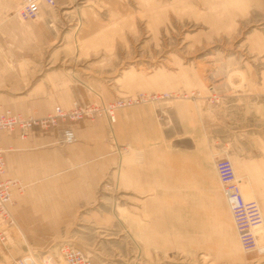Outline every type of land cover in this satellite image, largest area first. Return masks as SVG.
<instances>
[{"label":"rangeland","instance_id":"374dc122","mask_svg":"<svg viewBox=\"0 0 264 264\" xmlns=\"http://www.w3.org/2000/svg\"><path fill=\"white\" fill-rule=\"evenodd\" d=\"M56 2L44 4L37 19L22 20L20 0H0V108L40 117L74 101L105 107L129 95L195 92L200 96L119 109L192 104L200 134L176 139L171 125L162 130V150L144 153L128 144L118 148L106 114L72 122L104 129L103 164L61 170L60 183L34 184L36 193L74 199L73 213L53 216L58 229L24 230L14 215L13 224L2 222L0 264H67L66 244L84 248L94 264H264V253L221 249L207 231L209 221L225 217L226 198L213 175L216 158L230 157L237 174L245 173L238 136L226 143L224 135L258 126L263 110L232 94L264 83V0ZM210 87L220 93L218 101H210ZM229 104L235 108L225 114ZM66 126L35 128L61 132ZM259 196L264 212V191ZM258 242L264 246V229Z\"/></svg>","mask_w":264,"mask_h":264},{"label":"crops","instance_id":"0c3cea01","mask_svg":"<svg viewBox=\"0 0 264 264\" xmlns=\"http://www.w3.org/2000/svg\"><path fill=\"white\" fill-rule=\"evenodd\" d=\"M232 96L237 101H249L255 105V108L263 109L258 126H252L249 123L246 128L233 132L229 139L226 134L223 138L227 143L228 141L233 142L238 136L240 159L245 166L244 178L246 180H243V184L249 188L251 193L253 190L254 196L258 200L259 193L264 191V83L261 80L256 81L254 91L244 92L237 89ZM233 108L235 107L229 104V107L224 108L225 114L231 113ZM199 119L197 108L185 102L172 104L165 102L154 106L141 105L119 109L117 119L112 125V137L113 140L116 139L119 149L120 146L128 144L135 151L144 153L152 151L154 147L162 150L161 142L163 139H167L163 138V135H166V133L162 134L163 129L174 125L177 129L176 139L186 135H191L193 139L194 135L200 134ZM75 132L78 138L75 142L77 144L67 147V149L59 146L62 145L60 141L62 131L56 129L43 131L34 127L28 131L27 138H22L17 131L0 132V145L6 149V176L21 180L24 186L14 189L13 203L10 206L12 215L16 220H19L22 229H58L55 227L57 221L53 216L73 213L74 199L72 201L68 199L69 202H66L64 194L53 193L47 196L44 193H36L34 184L60 183L63 180L57 172L61 170L66 173L74 169L86 170L89 166L103 164L102 159L107 148L104 129L82 121L75 124ZM157 143H160L159 146L156 145ZM152 144L155 145L151 146ZM56 169L59 171H54ZM52 171L54 173H51ZM213 175L217 182H220L216 170H213ZM46 188L54 189L50 186ZM263 199L262 197L264 207ZM224 214L223 223L208 222L209 237L214 241L215 246L221 249L231 245L239 249L240 243L227 200L225 201ZM2 222L4 221L1 220L0 224ZM60 223H63L62 219ZM36 224L38 227L34 226ZM150 241L152 242L153 239ZM154 242L157 247L162 246V240Z\"/></svg>","mask_w":264,"mask_h":264},{"label":"built area","instance_id":"2783aa9c","mask_svg":"<svg viewBox=\"0 0 264 264\" xmlns=\"http://www.w3.org/2000/svg\"><path fill=\"white\" fill-rule=\"evenodd\" d=\"M50 7L57 6L56 0H20L18 7V17L22 20H33L39 17L41 8L44 4ZM210 101L215 102L219 99V94L212 87ZM201 93H170V92H153L151 94L141 93L135 96L119 97L110 102L107 106L97 104L83 105L78 101H74L70 108H64L61 105L55 106L46 116H35L32 114H23L16 112L11 108H0V132L17 131L22 138H27L28 131L31 128L39 127L42 129H50L56 127L61 121L67 122L68 126L62 130L60 139L62 145H70L77 141V135L72 122L84 118H92L106 114L113 122L116 120L114 115L116 111L125 106L145 102H161L172 97H196ZM6 149L0 145V221L3 220L8 224H13L14 219L10 213L9 205L12 203L13 190L21 188L19 179L8 178L6 176L7 164L5 159ZM216 171L218 179L222 185L223 193L231 210L235 229L241 248L245 253L257 251L264 253V246H259V233L264 229V212L256 197L247 198L243 189V177L236 172L233 161L230 157L216 158ZM0 235H2L0 231ZM62 255L67 264H94L91 254L84 248L66 244L61 247ZM30 264H36L34 262Z\"/></svg>","mask_w":264,"mask_h":264},{"label":"bare ground","instance_id":"6f19581e","mask_svg":"<svg viewBox=\"0 0 264 264\" xmlns=\"http://www.w3.org/2000/svg\"><path fill=\"white\" fill-rule=\"evenodd\" d=\"M48 4L51 5V3H48ZM40 13H41V11H40ZM77 140H78V139H77ZM76 142H77V141H76ZM13 179H17V178H13ZM20 181H21V180H20ZM22 187H24V186H23V183L21 182V188H22ZM13 192H14V190H13ZM12 196H13V195H12ZM12 203H13V197H12ZM12 203H11V204H12ZM11 204L9 205V210H10V206H11ZM10 213H11V211H10ZM11 215H12V213H11ZM12 217H13V215H12ZM240 246H241V245H240Z\"/></svg>","mask_w":264,"mask_h":264},{"label":"water","instance_id":"95a60500","mask_svg":"<svg viewBox=\"0 0 264 264\" xmlns=\"http://www.w3.org/2000/svg\"><path fill=\"white\" fill-rule=\"evenodd\" d=\"M28 262H30V261H28Z\"/></svg>","mask_w":264,"mask_h":264}]
</instances>
